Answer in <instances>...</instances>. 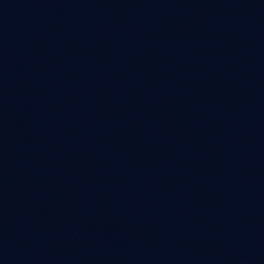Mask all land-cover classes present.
Masks as SVG:
<instances>
[{"label": "water", "instance_id": "95a60500", "mask_svg": "<svg viewBox=\"0 0 264 264\" xmlns=\"http://www.w3.org/2000/svg\"><path fill=\"white\" fill-rule=\"evenodd\" d=\"M0 264H264V0H0Z\"/></svg>", "mask_w": 264, "mask_h": 264}]
</instances>
